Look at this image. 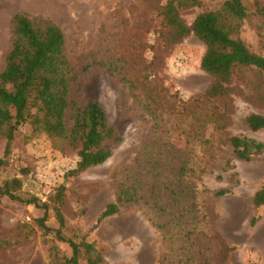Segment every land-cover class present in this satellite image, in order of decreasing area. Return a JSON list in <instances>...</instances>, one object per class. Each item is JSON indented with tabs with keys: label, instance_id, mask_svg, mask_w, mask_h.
<instances>
[{
	"label": "rangeland",
	"instance_id": "374dc122",
	"mask_svg": "<svg viewBox=\"0 0 264 264\" xmlns=\"http://www.w3.org/2000/svg\"><path fill=\"white\" fill-rule=\"evenodd\" d=\"M166 1L0 0V71L15 13L57 25L72 69L80 75L71 96L77 94L80 105L98 102L121 138L105 144L110 157L100 167L66 178L77 162L75 152L61 153L44 134L30 137L27 127H19L0 169V186L19 178L22 186L15 195L42 204L64 185L63 237L75 242L84 237L104 249L107 264H264V206L251 204L264 184V153L243 162L228 142L241 134L264 141V131L251 133L244 123L251 112L264 115L263 101L240 89L224 103L201 102L196 117L214 113L212 124L191 123L177 104L189 103L211 83L200 68L205 47L196 35L163 53L155 74L148 75L157 14ZM224 1L199 0L181 16L190 25L196 15L218 10ZM244 4L251 17L243 20L240 37L264 56V23L254 14L256 5L264 8V0ZM120 58L127 60L122 73L127 71L129 78L136 74L152 80L146 90L155 102L146 100L140 84L131 89L121 74L97 66ZM4 148L0 139V159ZM121 184L136 189L137 202L97 226ZM220 189L228 192L217 196ZM43 215L39 206L0 197V264H44L53 246L70 256L66 243L42 234L36 220ZM45 224L59 227L51 211ZM224 247L233 249L224 255Z\"/></svg>",
	"mask_w": 264,
	"mask_h": 264
},
{
	"label": "trees",
	"instance_id": "16d2710c",
	"mask_svg": "<svg viewBox=\"0 0 264 264\" xmlns=\"http://www.w3.org/2000/svg\"><path fill=\"white\" fill-rule=\"evenodd\" d=\"M198 5L199 0H167L160 8L154 30L156 37L150 46L153 58L148 66V75L155 74L163 53L196 35L205 47L200 68L210 77L211 83L201 95L189 103L180 101L177 106L183 107V113L192 120L191 123L201 122L199 126L204 127L213 123L214 113L196 117L201 102L224 103L236 91L247 89L249 96L262 100L264 104V56L251 51L240 37L243 20L251 17L244 0H225L218 10L201 12L188 25L181 12ZM254 14L264 23L263 7L256 5ZM10 33V48L5 56L4 68L0 71V139L5 140L0 169L6 165L12 142L19 127L23 126L30 130V137L44 134L59 152H75V167L64 177H77L89 168L100 167L110 157L105 144H117L121 138L98 102L80 105L78 95L71 96L72 87L80 86V75L74 72L66 55L64 33L57 25L25 12L12 16ZM97 66L111 75L121 74L131 89L142 88L146 100L155 102L150 91L146 90L152 85L148 76L142 80L139 75L132 74L129 78L127 71L122 73L123 66H128L126 59L120 58L119 62L108 65L98 63ZM86 71L87 68H84L82 73ZM244 123L251 133L264 131V115L251 112ZM228 142L243 162L264 153V141L243 134L229 138ZM23 173L26 174V171L23 170ZM21 186L19 178L4 181L0 186V197L42 208L44 215L36 220L42 234L54 235L56 241L64 242L70 248V256H66L58 247H51L48 261L44 264H107L104 249H98L84 237L78 242L63 237L62 231L66 228L62 213L64 185L56 189L49 203L42 204L35 198L23 201L16 196ZM118 190L115 201L107 204L97 218V226L117 214L124 205L137 202L135 188L121 184ZM227 192L228 189H220L216 195L223 196ZM251 204L254 209L264 206V184L253 193ZM49 211L54 213L59 226L57 229L45 224ZM255 222L252 219L250 223L255 225ZM232 249L224 247V255Z\"/></svg>",
	"mask_w": 264,
	"mask_h": 264
},
{
	"label": "built area",
	"instance_id": "2783aa9c",
	"mask_svg": "<svg viewBox=\"0 0 264 264\" xmlns=\"http://www.w3.org/2000/svg\"><path fill=\"white\" fill-rule=\"evenodd\" d=\"M177 67H180V65H179V64H177Z\"/></svg>",
	"mask_w": 264,
	"mask_h": 264
}]
</instances>
